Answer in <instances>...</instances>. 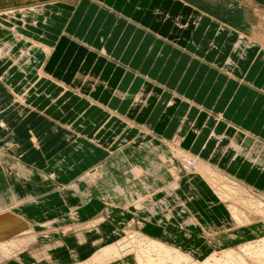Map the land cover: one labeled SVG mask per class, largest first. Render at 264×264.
I'll use <instances>...</instances> for the list:
<instances>
[{
    "label": "crops",
    "instance_id": "obj_1",
    "mask_svg": "<svg viewBox=\"0 0 264 264\" xmlns=\"http://www.w3.org/2000/svg\"><path fill=\"white\" fill-rule=\"evenodd\" d=\"M0 1V11L39 8L29 14L27 26L0 18V74L13 61L24 66L29 59L24 52L33 43L53 50L47 58L38 56V63L33 61L26 72L18 69L5 81L0 77L7 88L0 96V148L17 146L2 166H11L14 176L4 171L19 187L8 191L15 215L38 224L58 221L54 225L62 228L109 209L100 232L73 229L60 240H68L63 248L72 262L76 254L88 259L96 251L93 246L115 243L120 233L131 229L194 258L246 242L256 226L223 222L226 207H219L203 181L192 183L198 175L186 176L173 148L204 163L223 161V168L214 167L213 174L223 169L246 188L264 192V171L257 168L259 161L264 164V58L252 59L244 73L237 69L240 57L233 59L234 72L226 68L234 55L226 46L230 32L264 49V20L258 17L264 0ZM212 23L221 28L211 41L207 32ZM206 47L207 52L200 53ZM25 81L34 85L29 95L28 86H21ZM61 127L72 132L74 140L65 138ZM53 137L66 143L48 155L47 142ZM254 147L263 152L250 156ZM242 159L238 166L235 162ZM97 166L101 184L88 187L78 181ZM25 167L53 174L55 187L40 193L50 197L35 195ZM177 181L180 207L172 203L171 193L162 192ZM190 185L199 188L200 201L190 202ZM68 186L73 188L62 189ZM58 195L64 200L57 206L47 203ZM101 197L106 202H100ZM163 201L171 206L169 211L161 208ZM148 204L156 207L153 212H148ZM72 206L77 212L70 215ZM43 211L52 214L45 213L47 218L41 220ZM13 228L18 226L7 232ZM80 234L87 245L79 241Z\"/></svg>",
    "mask_w": 264,
    "mask_h": 264
},
{
    "label": "rangeland",
    "instance_id": "obj_2",
    "mask_svg": "<svg viewBox=\"0 0 264 264\" xmlns=\"http://www.w3.org/2000/svg\"><path fill=\"white\" fill-rule=\"evenodd\" d=\"M0 6H3V3L1 1H0ZM32 8L31 7H15V8L2 10V11H0V18L7 20V22H10L12 24L16 23V25L27 26L29 23H31V21L28 18L29 14L34 12L33 11L34 9H37V7H32ZM154 11L156 13L158 10H154ZM1 12H3V13H1ZM254 14H255V12H254ZM258 17L260 18L259 20H261V19L264 20V12L263 11L258 12ZM258 17L252 16V19L255 20ZM263 27H264V24H263ZM220 28H221V25H219L218 23H215V24L212 23L208 29L207 37L212 41L213 37L219 32L218 29H220ZM223 28H225V26H223ZM211 41H209V42H211ZM231 41H232V43H230ZM227 45L230 46L229 48L232 47L234 50V53H233L234 55L229 59L230 61L228 60V62L226 64V68H228L227 70H231L230 67L231 68L233 67L230 72H234L233 69H234V66L236 65V63L233 59H235V58L240 57L242 59L241 66H239V68H237L240 73H244V71L247 68L246 67L247 64L250 63L252 59L255 60V59L264 58L263 47L259 46L253 40L246 39V38L241 37V36L238 37L235 33H232V32L229 33V39H228L226 46ZM243 47H244V52H241V49H243ZM104 50H106V49H104ZM207 50H208L207 47L201 48L200 53H205V52H207ZM52 52H53V50H51V48H48L46 46H40L37 43H33L31 45V48L24 52V55H27L29 57L26 64L24 66H20L19 63H17L16 61H13L7 69L2 70V73L0 74L1 80L5 81L7 78H9L11 76L12 72H14L18 69L21 70L22 72H26V67H28V66L36 63V62L38 63V61L41 59V56H43V57L45 56L46 58L49 57L52 54ZM239 52L241 54H239ZM3 54H4L3 51H0V58L4 57ZM38 56H39V60H38ZM33 61H34V63H32ZM261 77H264V72L262 73ZM21 86H25V87L28 86V88L25 89V92H26V95H29V93L33 91L32 89H33L34 85L29 84L27 81H25V83H23ZM6 89H7L6 85L4 83H0V96L2 94L3 95L6 94ZM60 130H62L63 136L65 138H67L68 140H74L75 136L68 129L61 127ZM128 131L133 132L134 128H132L130 126ZM48 140L49 141L47 142V146L49 147L48 149H50V152L48 153V155L49 154L53 155L58 149L62 148L66 143V141L61 142L60 138H58V137H53L52 139H48ZM51 140H53L55 142H53ZM38 141H39V143L41 142V140H38ZM37 147H40L42 149V146L37 145ZM231 147H233L235 149L234 146H231ZM16 148H17V146L15 143H11V144L7 145L5 148H3L5 151L0 148V210L4 211L5 209L6 210L11 209V211L15 214H16V212H14L13 209L15 208L16 205L15 206L11 205V203L9 201L11 197L8 196V191L9 190H15L16 191V188H19V187L14 186L13 181H10L8 179L6 173H5V171H7V172H9L10 175L11 174L13 176L15 175L10 168L11 166L6 165L3 167L4 169L2 168V166L4 165V162H6V159H7L6 156H8V154L11 155L13 150H16ZM252 149L253 150L255 149L256 152L260 151V150L256 149V147H254ZM252 149L248 152V154L252 151ZM173 150L176 151L175 155L179 154L180 157L185 156V154H183L182 151L180 152V150L177 149V147L176 148L174 147ZM3 151L7 152V153H3ZM234 152L235 151H232V154H235ZM237 152H239V150H237ZM242 152L243 151H241V153H239V154H242ZM262 152H263V150H261L259 152V154H261ZM232 154H231V157H229L230 162L232 161V158L234 156ZM187 155H189V154L187 153ZM11 156H13V155H11ZM196 157L199 158L198 156H196ZM236 157H239V155ZM192 158H194V157H192ZM199 160H201V159H199ZM199 160L197 159V163L200 165L198 169H202V171L201 172L199 171V173L197 174L198 175L197 179L194 178V180H191V181L193 184L198 180L203 181L206 184V186H208L211 189V191L213 192V197L219 201V204H220L219 207H222V208L224 206L226 207V209H224V210L227 211V216H225L222 219V221L223 222L226 221L227 223L229 222L231 224V226H233V227L235 226V223L233 225H232V223L235 221L238 222L237 227H245V226H251V225H254L256 227L254 228V233L249 232V236L245 240L246 242H237V243H233V244H226L225 246H223L219 250L213 251L210 256L208 255L205 258H194L193 256H190L188 253H185V252L181 251L180 249L176 248V249H178V252H180V254L183 257L184 256L187 257L185 259L184 258L180 259L181 264H199V263L205 262L208 259H213L212 258L213 256H215L217 258V260L224 262L227 254H228L227 252H233L237 257H241L243 259H246L247 264H262L261 262L258 261V258H255V257H252L249 255V253H251V252L243 251V249H241V248L245 247L247 245L251 246L250 244H252L254 247H257V245L259 246V244H260L259 242L261 240H264V201L261 200V198H264V192L260 188H259L260 190H257L258 188L256 189V187H254V186H253V188L250 186H247L249 188H246L244 183L237 181L236 179L232 178L228 173H224L223 169H220V168H223V165H225V164H222L223 161L221 163L217 164V163L212 162V161L208 162V163H204L202 160L200 163ZM180 161H181L180 163H181L182 170L184 171L186 176H192L193 174L189 175L187 172H188V168L190 167L189 170L192 173H194L193 171H194L195 166H194L193 162H195V161L192 160L191 162H189L190 164L187 163V160L184 161L183 158L180 159ZM243 161H245V159L239 160V162H235V163L238 164V166H240ZM221 164H222V166H221ZM257 165L259 166V167H257L258 169H262L264 171V169H263L264 164L262 162L259 161V163H257ZM8 166H10V167H8ZM216 166L220 167L217 169L219 172L218 175L213 174V171H214L213 169H214V167L216 168ZM48 168L49 167H46V170ZM53 168H54V166H53ZM24 169H25L26 175L29 178L32 191L35 193V195H37L38 198H40V199L50 197L51 195H47V196L42 195L41 196L40 193L42 191H46L48 189H52L55 187V185L52 183L53 182L52 180H55L54 176H52L53 174H48L49 172L48 173L42 172V171L40 172V171L34 170L32 168H27V167H25ZM21 170L22 169H20V172H21ZM221 174L225 175L226 177L231 179L232 182H229V181L225 180L224 178H220L219 176H222ZM99 176H100V168H99V166H97V167H94L91 170L87 171L84 174V176H81L80 178H78L79 179L78 181L83 182L88 187H92V185H94V184L98 185V184L102 183V182H99V181H101V180H99ZM65 179H67V178H65ZM262 181H261V183H262ZM63 182L68 183L69 181H68V179L67 180L63 179ZM213 184H217V185H213ZM68 187H63L62 189L64 191H66L67 189L69 190L70 188H73L71 186L69 188ZM223 187L226 190L227 194L229 193L228 196H227V194L224 195L225 198H224V196H223V198L219 197V195H221L220 193L217 196V194H218L217 192H219ZM229 187H231V188H229ZM189 188H191V191L193 190V192H194V194H193L194 198L190 199L191 200L190 202L194 203L197 200L200 201L202 199L201 195L199 193H197V191H199V188L193 189L192 185H190ZM224 189L221 191H224ZM103 192H104V190H103ZM21 196L17 195V197H19V198H21ZM83 196L86 197L87 195H83ZM59 197L60 196L58 195V199L56 201L53 200V198H50V201H47V203H52V205H51L52 207L57 206L58 203H60L59 202L60 200H64L63 196H61L62 198H60V199H59ZM98 197H99L98 195H95V198H98ZM38 198H36V199H38ZM69 198L70 197L68 195L65 196V201H67L68 203H70ZM107 198H110V197H107ZM228 198H230V199L228 200ZM142 200L145 202L147 199L146 200L142 199ZM100 202H106V200H104L101 197ZM261 202L263 205L260 204ZM11 206H13V208ZM45 206L48 207L47 205H45ZM150 206L151 205L148 204V208H149L148 212H153V210L156 207L155 206L150 207ZM233 207L235 209H238L237 214L240 215L241 213H244L242 216L239 217L240 223L236 218H232L233 213H234L233 210H235ZM261 207H263V209H261ZM36 208H38V207H36ZM259 209H260V211H259ZM73 211L77 212V210L74 208V206L71 207L70 215H71V213H73ZM161 212L164 213L163 211H161ZM235 212H236V210H235ZM42 213L43 214H41V215H42L43 219H41V220H44L45 218H47L44 216L45 213H48V215H50V216L52 214V213L45 212V211H43ZM57 213L58 212H55L54 215ZM110 213H111V211L109 209H107L104 212V214L106 216L101 214L100 216H98V217H96V218H94L88 222L79 223V225L68 226V227H63V228H59L58 226L54 225L58 221H55V223L50 222L47 224H38V221H32V222L28 221L27 222L25 220V219H27L26 216H24L25 217V219H24L23 216L20 215L21 218L24 220V221H22L23 223L20 222V224H17L16 227L18 226V228H13V229L9 230L7 232V234L4 233L5 237L2 238V241H0L1 242L0 244H4L5 243L4 241H9L8 242L9 244L11 242L15 243V241L17 242V240H18L19 242L21 241L22 243H24V246L20 250L12 252L13 254H11V255L4 254L3 251L0 250L1 251L0 252V264H87L101 250L107 249V248H109L111 246H115V245L118 246L119 249L121 250L120 254L122 256L119 257V259L124 260V261L123 260L119 261L120 263H116V264H138L136 261V256L138 254V251H136L135 249H137V247L140 246V243H147V240L150 238L143 235V234L136 232L134 229L123 231L122 232L123 234L120 233L118 235V237H119L118 241L115 243H110V244H102L101 243L99 245L93 246L94 247L93 249H96V251L88 259H86L84 261H82L84 256L81 255V257H80L81 259H80L79 255H77V254H76V256H74V258H75L74 262H72V261H70V259H68L70 252L64 251V248H63L64 246H66L65 244H66V242H68V240H66V242L60 241L62 238H68L67 236H65L64 233L69 234L73 229L74 230L80 229L82 232L86 231V232H88L87 234L97 232V231L100 232L99 228L102 225L104 226V224L107 223L106 218L108 217V215ZM196 220H198V219H196ZM73 222H76V221H73ZM21 223L22 224L25 223L23 226L24 227L23 229H22ZM43 228H46V229H43ZM41 230H45V231L42 232ZM60 231H65V232H60ZM46 232L51 233V234L48 236H45L44 233H46ZM57 232H60L63 234H55ZM0 234H1V232H0ZM32 236H35V237H33V239L29 240L30 237H32ZM92 239H94V238L91 236V238L89 240L91 241ZM74 241H75V239L73 240V242ZM79 241H81L83 245H87L86 243H83V242H85V238L81 234H80V240ZM153 241H155L157 243H161L168 248L169 247L174 248V247H171V246L164 244L162 242H159L156 240H153ZM90 243H92V242H90ZM125 248H127V251ZM66 249H70V247L69 248L65 247V250ZM124 249H125V251H124ZM120 254H118V255L120 256ZM144 254H145L144 255V257H145L149 253L145 252ZM157 255H158V253H156V252L152 253L150 256V260L155 261V262H159V257ZM178 256H179V254H178ZM178 256L175 255V257H178ZM179 258H180V256H179ZM263 261H264V258H263ZM172 262H173V260H171V261H167V259L165 260V264H173Z\"/></svg>",
    "mask_w": 264,
    "mask_h": 264
},
{
    "label": "bare ground",
    "instance_id": "obj_3",
    "mask_svg": "<svg viewBox=\"0 0 264 264\" xmlns=\"http://www.w3.org/2000/svg\"><path fill=\"white\" fill-rule=\"evenodd\" d=\"M32 8V7H31ZM33 9V8H32ZM34 12L36 11H39V8L37 9H34L33 10ZM3 13V12H1ZM11 15V14H10ZM116 96H119V94H117ZM236 146V144H235ZM242 149V147L238 146V149L237 150H240ZM175 150V149H174ZM181 152V151H180ZM255 149L250 152V156L251 155H254L255 154ZM259 152V151H257ZM185 154V153H183ZM178 155V156H177ZM176 156L178 157V159H184L187 160V163L190 164L189 162H191L192 160H194L195 162H193L194 164V173H192L189 169L190 167L188 168V174L191 175V174H195L197 175L199 173V171L201 172L202 169H198L199 168V164L197 163V159L194 157L192 158L190 155H187L185 154L184 157H180L179 154H177ZM257 159V158H256ZM196 168V169H195ZM211 168V167H210ZM197 172V173H196ZM94 173V172H93ZM214 173V171H213ZM94 176V175H93ZM217 179V178H216ZM229 181V180H227ZM226 181V182H227ZM229 182H232V181H229ZM214 183V182H213ZM213 185H217V184H213ZM178 188H179V181H177V183L175 182L174 184H172L169 188H167L166 190H163L162 192H168V193H171V195H169L170 199H172V203L176 206H179L178 205V198H177V191H178ZM231 188V187H229ZM224 187L221 189L223 190ZM219 191L217 192L218 195L219 193L221 195H219V197L223 198V196L225 194H227L226 190L224 189V191ZM231 192V191H230ZM248 192V191H247ZM232 193V192H231ZM229 194V193H228ZM227 194V196H228ZM232 196V195H231ZM253 196V195H252ZM225 198V196H224ZM230 198H228L229 200ZM261 200L264 201V198H261ZM143 201V200H142ZM142 201L139 202L142 203ZM232 203V202H231ZM261 205L262 202L260 203ZM16 207V206H15ZM151 207V206H150ZM180 207V206H179ZM232 207V206H231ZM13 208V207H12ZM161 208L164 209V210H167L169 211L171 206L166 202V201H163L161 203ZM186 208V207H185ZM234 208V207H233ZM152 209V208H151ZM189 209V208H188ZM235 209V208H234ZM261 209H263V207H261ZM153 210V209H152ZM161 209H159L160 211ZM236 210V212H235ZM233 210L234 213H233V216L232 218H236L239 223H240V219L239 217L242 216L244 213H241L240 215L237 214L238 213V209H235ZM1 211V210H0ZM162 211V210H161ZM241 211V210H240ZM260 211V209H259ZM164 213H166L165 211H163ZM185 212V211H184ZM171 215H172V211H170ZM173 216L176 217H179V215H176L174 214ZM73 218H75V215H72ZM72 217L69 216V219L72 220ZM180 218V217H179ZM197 219V218H195ZM23 219L21 217H19L18 215H15L11 209L9 210H4V211H1L0 212V241H2V238L5 237V234L7 232V230L10 228V227H16L17 224H20V222H22ZM198 221V220H197ZM191 223H193V221L191 220L190 221ZM235 223V226L237 227L238 226V222H233L232 225ZM22 224V223H21ZM167 226V225H166ZM80 227V226H79ZM63 228V227H62ZM56 230V229H55ZM67 231V230H66ZM60 232H65V231H60ZM60 232H57L55 234H63V233H60ZM5 233V234H4ZM48 234L50 235L51 233H44L45 236H48ZM66 234V233H64ZM29 236V235H28ZM33 237L35 236H32L30 237L29 240L33 239ZM142 238V237H141ZM5 243L4 244H0V250L3 251L4 254H7V255H11L13 254L12 252L14 251H17V250H20L23 246H24V243H22L21 241L19 242L17 240V242L15 241V243H8L9 241H4ZM1 243V242H0ZM259 246L257 245V247H254L252 244H250L251 246L247 245L245 247H242L241 249H243V251H246V252H251L249 253L250 256L252 257H255V258H258V261L261 262L262 264L264 263L263 261V258H264V240H261L259 242ZM129 248V247H128ZM126 251H127V248H125ZM124 249V251H125ZM134 250V249H133ZM136 251H138V254L136 256V261L138 264H165V260L167 259V261H171L173 260V264H181V261L180 259L182 258H187L186 256H182L180 254V252H178V249L176 248H168L166 247L165 245L161 244V243H157L151 239H148L147 240V243H140V246L137 247V249H135ZM141 250V251H140ZM120 249L118 246H111L107 249H104V250H101L90 262H88L87 264H116V263H120L119 261H122L123 259H119V257H121L122 255L120 254ZM1 252V251H0ZM145 252H148L149 254L147 256L144 257V253ZM158 253V257H159V262H155V261H151L150 260V256L152 253ZM227 256H226V259L224 260V262H221L220 260H217V258L215 256H213L212 258L213 259H208L206 260L205 262H202V263H199V264H247L246 262V259H243L241 257H237L233 252H227ZM120 254V256L118 255ZM180 258H179V256ZM129 255V254H128ZM178 256V257H175ZM248 255V254H247ZM9 257V256H8ZM155 257V256H154ZM144 258V259H143ZM152 258V257H151ZM219 259V258H218ZM6 260V259H5ZM145 260V261H144ZM193 260V259H192ZM124 261V260H123ZM108 262V263H107Z\"/></svg>",
    "mask_w": 264,
    "mask_h": 264
}]
</instances>
